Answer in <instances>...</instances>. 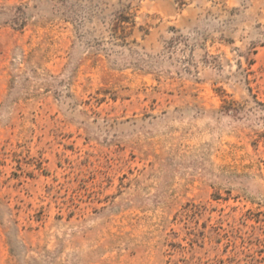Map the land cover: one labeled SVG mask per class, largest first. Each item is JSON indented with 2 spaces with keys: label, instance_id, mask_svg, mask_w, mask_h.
Returning <instances> with one entry per match:
<instances>
[{
  "label": "rangeland",
  "instance_id": "obj_1",
  "mask_svg": "<svg viewBox=\"0 0 264 264\" xmlns=\"http://www.w3.org/2000/svg\"><path fill=\"white\" fill-rule=\"evenodd\" d=\"M0 264H264V0H0Z\"/></svg>",
  "mask_w": 264,
  "mask_h": 264
}]
</instances>
